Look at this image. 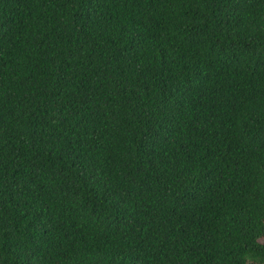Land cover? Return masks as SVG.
<instances>
[{
	"label": "trees",
	"instance_id": "16d2710c",
	"mask_svg": "<svg viewBox=\"0 0 264 264\" xmlns=\"http://www.w3.org/2000/svg\"><path fill=\"white\" fill-rule=\"evenodd\" d=\"M0 264H264V0H0Z\"/></svg>",
	"mask_w": 264,
	"mask_h": 264
}]
</instances>
